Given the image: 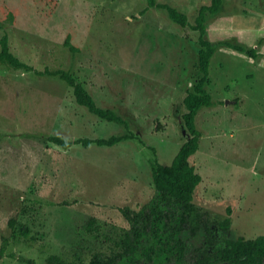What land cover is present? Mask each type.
I'll return each mask as SVG.
<instances>
[{"label": "rangeland", "instance_id": "374dc122", "mask_svg": "<svg viewBox=\"0 0 264 264\" xmlns=\"http://www.w3.org/2000/svg\"><path fill=\"white\" fill-rule=\"evenodd\" d=\"M156 1L185 12L188 24L147 0H0V36L8 33L16 55L33 47L40 68L69 70L142 139L68 148L45 140L124 127L78 105L58 75L0 65V264H29L21 257L44 264L51 254L87 264L95 252L111 254L131 225L120 208L150 201L151 163H169L189 137L183 98L200 77L191 24L208 0ZM206 27L217 47L206 84L213 104L196 115L192 160L202 175L195 203L215 221L212 233L204 225L182 230L183 264H192L195 248H214L208 237L224 246L225 237L264 234V0H223ZM221 41L255 47L258 56ZM227 216L223 231L217 220Z\"/></svg>", "mask_w": 264, "mask_h": 264}, {"label": "trees", "instance_id": "16d2710c", "mask_svg": "<svg viewBox=\"0 0 264 264\" xmlns=\"http://www.w3.org/2000/svg\"><path fill=\"white\" fill-rule=\"evenodd\" d=\"M148 6L164 8L172 21L184 27L188 24V16L179 8L166 2L147 0ZM223 0H208L202 3L197 10L195 23L191 26L198 31L197 41L200 45L198 51V67L200 77L193 89L183 98L185 112L183 113L184 125L189 137L179 146L175 155L169 163L154 160L151 163V175L155 194L150 201L139 210L121 207L122 214L131 221L130 227L125 230L123 237L117 242V249L111 254L105 255L95 252L87 264H183L187 242L181 233L188 225L190 233L195 234L202 225L209 233L214 223L208 217V212L197 206L195 193L199 186L202 175L195 168L193 156L196 153L201 132L196 125V115L202 107L213 104V99L206 88L210 82V61L217 47L206 36L207 14H217ZM11 20L14 19L13 12L8 13ZM71 50L77 47L70 42L67 35L64 42ZM229 47L245 52L252 58L258 56L255 47H248L230 41H221ZM39 55L33 47L22 56L16 55L11 48V40L7 32L0 36V65L7 68L33 70L38 75H58L70 87L76 103L85 107L95 116L121 124L122 132L112 133L100 137H77L75 139L65 138L59 134H47L45 140L51 141L63 148H68L74 143L88 145L95 143L99 146H112L121 141L137 138L142 139L136 132L130 129L124 117L110 107L98 104L95 97L78 81L69 71L63 68L51 69L48 65L39 67ZM230 218L224 217L217 220L218 227L227 231ZM214 248L194 249L192 264H264V234L253 238L238 236L237 238H224L225 245L218 246L217 241L208 237ZM4 247V246H3ZM3 248L0 249V255ZM9 255L14 256V253ZM29 264H38L32 258L21 257ZM44 264H80L75 261L65 260L59 255L51 254Z\"/></svg>", "mask_w": 264, "mask_h": 264}]
</instances>
